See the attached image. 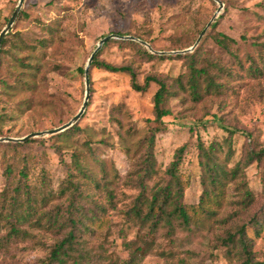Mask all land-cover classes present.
Masks as SVG:
<instances>
[{
  "label": "rangeland",
  "instance_id": "1",
  "mask_svg": "<svg viewBox=\"0 0 264 264\" xmlns=\"http://www.w3.org/2000/svg\"><path fill=\"white\" fill-rule=\"evenodd\" d=\"M18 1L0 0V32ZM220 1L223 8L198 44L196 64L208 66L210 74L223 70L219 74L222 90L217 95H203L198 101L187 86L189 59L183 58L198 46L191 53H170L195 44L217 13L214 0H24L0 48V138H22L70 121L85 96L84 74L78 69L85 68L98 42L111 34L138 36L152 52L136 41L111 39L96 56L100 62L131 67L139 85L154 76L173 92L167 104L170 115L163 118L164 127L156 134L155 174L145 180L146 195L168 180L166 171L183 145L186 151L178 175L184 184V204L197 206L203 191L201 176L205 174L198 166L197 142L216 148L214 160L223 170L237 169L236 177L226 181L220 205L211 200L204 204L203 208L214 215L198 209L189 225L174 227L169 235L165 229L158 230L156 250L142 264H242L240 247L227 250L221 241L242 225L250 229L252 257L264 264V158L250 160L251 152L264 148V0ZM48 27L53 28L52 33ZM218 33L229 38V52L213 40ZM44 39L47 44L40 50L43 55L32 61L41 68L38 72L26 71L22 77L26 85L19 86L17 78L22 69L13 62V56H20L19 43L37 46ZM143 51L154 56L148 57ZM89 77L87 107L68 134L29 139L17 149L15 160L14 151H1L8 163L14 160L19 167L26 166L28 178L24 184L28 188L45 193L57 192L67 174L73 172L72 155L78 156L86 177L76 175L75 181L85 184L81 189L86 187L87 198L79 205L98 217V207L105 208L96 237L87 236V248L97 252L96 247L102 245L110 262L120 264L128 259L124 240L135 242L149 237L135 219H127L126 213L140 193L131 179L145 160V138L150 128L161 126L153 121L152 99L159 86L151 82L146 91L136 92L128 74L91 67ZM179 77L183 88L176 82ZM115 108L119 111L112 113ZM6 112L10 117L2 121ZM2 154L0 208L4 192L11 189L3 175L6 164ZM22 156L26 161H21ZM93 180L101 188L96 189ZM107 180L112 181L107 188L114 192L113 208L100 191ZM246 188L249 199L244 195ZM66 204L65 198H57L43 210L63 212ZM253 221L262 225L258 235L249 226ZM22 229L35 236L40 245L17 239L0 251V264H43L46 260L48 250L44 247L55 243L56 237L30 225ZM68 264L77 263L70 259Z\"/></svg>",
  "mask_w": 264,
  "mask_h": 264
},
{
  "label": "trees",
  "instance_id": "2",
  "mask_svg": "<svg viewBox=\"0 0 264 264\" xmlns=\"http://www.w3.org/2000/svg\"><path fill=\"white\" fill-rule=\"evenodd\" d=\"M214 27L215 24L213 25V28ZM48 29L52 33L53 28L48 27ZM137 38L142 39L138 36ZM213 40L221 49L229 52V45L227 43L229 42V38L227 36L218 33L213 36ZM4 41L5 40H3L2 45ZM46 44V39L39 40L37 46H29L23 41L19 43L17 51L20 56H13L14 66L22 69V72L19 73L17 78L19 86L24 87L26 85L25 81L22 79L26 71L33 70L34 72H38V68H41L40 64L32 61H36L39 55H43L40 54V50L44 48ZM199 47L200 46H198L194 53L183 56V58L189 59L186 83L195 101L200 100L203 95L220 94L222 90L219 74L223 70L219 69L218 73L210 74L207 70L208 66H197L196 56ZM143 53L148 57L154 56L148 54L146 51H143ZM179 57L181 56H175V58ZM1 62L2 56L0 49V63ZM90 67L103 69L110 73L128 74L131 80V88L136 92L146 91L151 82L159 86L152 99L153 121L161 126L150 128V133L145 138V143L147 144L145 160L142 161L140 167L133 173L134 178L131 179V181L135 183L134 187L140 189V193L133 206L126 213L127 219H135L141 230H147L146 234L149 237H141L135 242L124 240L122 246L128 252V259L120 262V264H142L144 259L153 254L156 250L155 238L158 230L165 229L168 233L167 235H169L174 227L189 225L192 221L193 213L198 209L207 211L210 216L214 215L213 211L203 208L204 204L206 205V203L211 200L217 205H220L221 199L225 193V188L228 185L226 181L228 179H234L238 172L237 169H233L232 171L223 170L214 160L216 148L213 146L205 147L202 142H197L198 166L201 168L202 173L205 174L201 176L203 191L197 206L184 204V184L178 175V169L186 151V145H183L176 150L174 159L166 171L168 180L164 185L155 186L151 189L150 196H147L146 192L148 186L145 184V180L151 179L155 174L153 151L156 134L164 127L163 118L170 115L167 104L169 98L174 96L173 92L165 81L159 80L154 76L146 77L144 84L139 85L131 67H117L103 61L100 62L97 56L94 57ZM78 71L80 74H84L83 68H79ZM176 82L179 83L180 88L184 87L180 77L176 79ZM114 111H119V109H113L112 113ZM9 117L10 114L6 112L1 116V120H6ZM73 129L76 130L78 128L75 127ZM68 133L69 130H66L60 134H56V136H62ZM26 143L27 142L0 143V152L3 153L1 156L6 164L3 175L11 188L9 191L4 192L3 205L0 208V251L5 250L8 244L17 239L24 241L29 240L34 244L40 245V242L35 236H32L31 233L22 229V226L30 225L40 230L43 229L44 232L56 237L55 243L44 247L48 250V256L43 264H68L70 259H73L77 264H116L110 262V258L102 245L96 247L97 252L87 248V236L92 235V237H96L98 230H100L103 224L102 218L105 213V208L102 206L98 207L100 210V217H98L94 211L89 214L84 207L79 205V201L83 198H87H85L84 193L86 187L81 189L85 184L75 181L76 175H79L80 178L86 177V169L80 164L78 156L75 154L72 155L73 172L67 174L65 181L57 192L49 191L45 193L42 190L34 192L33 189L26 186L27 184H24L25 180L28 178L27 170L25 169L26 166L19 167L20 163L14 162L15 158H18V155H16L17 149L24 146ZM4 149L14 151L15 156L13 155L12 159L14 160L12 162H7L8 160L4 152L1 151ZM261 157L264 158V148L257 152H251L250 160L254 158L260 159ZM21 161H26L23 156L21 157ZM14 166L18 170L17 174H15L16 170ZM92 182L96 189L101 188L99 182L94 180ZM104 183L100 191H104L106 202L109 207L113 208L115 199L114 192L107 188L112 184V181L107 180L104 181ZM244 195L247 199L251 197L250 191L247 188L245 189ZM57 198H65L67 202L64 209L61 208L63 212L58 210L54 212H45L43 206ZM249 226H252L251 229H253L256 235L262 230V225L260 226L255 221ZM248 228L249 227L242 225L234 233H229L225 239H221L222 244L227 250L239 246L244 257L242 264H262L260 262H255L252 257L250 249L252 238L248 235V231L250 230ZM96 249L94 248L95 251ZM159 255L165 254L159 252Z\"/></svg>",
  "mask_w": 264,
  "mask_h": 264
},
{
  "label": "water",
  "instance_id": "3",
  "mask_svg": "<svg viewBox=\"0 0 264 264\" xmlns=\"http://www.w3.org/2000/svg\"><path fill=\"white\" fill-rule=\"evenodd\" d=\"M23 2H24V0H19L18 1V4H17L15 10L13 11L11 17L8 19L5 27L0 32V48H1L3 40L5 39L7 34L11 31V28H12L15 20L17 19L18 15L20 13V10L22 8ZM214 2H216L217 5H218L217 13L212 18V20L207 24V26L204 28V30L200 33V35L197 38L195 44L192 47L188 48V49H185V50H182V51L171 52L170 54L177 55V54H186V53L193 52V50L198 46V44H199L202 36L205 34L207 28L211 25L213 20L216 18V16L219 14L221 9L223 8V3L220 2L219 0H214ZM111 39H125V40H130V41H136L139 44L145 46L149 51L152 52V49H151V47L149 46L148 43H146L145 41H142L140 39L134 38L132 36H119V35L111 34V35H108V36L104 37L103 39H101L98 42V45H97L96 49L93 51V53L89 57V59L87 61V64H86V66L84 68L85 96H84V101H83L82 107L80 108L79 112L70 121H68L67 123L63 124L62 126H60L58 128H54V129L47 130V131L34 132V133H31V134H29V135H27L25 137H22V138H10V137L0 138V142L24 143V142H26V141H28L29 139H32V138L43 137V136H52V135L59 134L61 132H64V131L70 129L74 124H76L78 122V120L81 118V116L83 115V113H84V111H85V109L87 107L88 100H89V76H88L89 68H90V66L92 64V61H93L94 57L99 52V50L102 48V46L107 41H109ZM154 53L160 54V55L165 54L163 52H154Z\"/></svg>",
  "mask_w": 264,
  "mask_h": 264
}]
</instances>
